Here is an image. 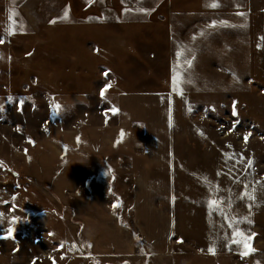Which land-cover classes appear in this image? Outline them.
I'll return each instance as SVG.
<instances>
[{"label":"rangeland","instance_id":"rangeland-1","mask_svg":"<svg viewBox=\"0 0 264 264\" xmlns=\"http://www.w3.org/2000/svg\"><path fill=\"white\" fill-rule=\"evenodd\" d=\"M131 91L178 105L182 228L145 250L130 159L109 154L81 192L132 231L134 252L98 257L81 241L74 253L73 211L32 182L22 152L115 122L117 94ZM0 213V264H264V0H0Z\"/></svg>","mask_w":264,"mask_h":264},{"label":"crops","instance_id":"crops-1","mask_svg":"<svg viewBox=\"0 0 264 264\" xmlns=\"http://www.w3.org/2000/svg\"><path fill=\"white\" fill-rule=\"evenodd\" d=\"M116 106L113 123L55 130L22 152L32 182L49 185L73 211L70 241L74 253L82 252L81 241L91 244L98 257L134 252L132 231L120 224L106 203L81 192L88 185L89 169L99 157L109 154L130 159L132 221L141 233L145 250L153 254L165 250L173 238L172 231L177 233L182 228L179 214L187 207L176 201L184 191L176 189L180 171L174 169L176 140L172 126V114L177 117L178 105L172 104L169 91H131L118 93ZM68 190L70 195H66ZM165 263L170 264L169 257Z\"/></svg>","mask_w":264,"mask_h":264},{"label":"snow or ice","instance_id":"snow-or-ice-1","mask_svg":"<svg viewBox=\"0 0 264 264\" xmlns=\"http://www.w3.org/2000/svg\"><path fill=\"white\" fill-rule=\"evenodd\" d=\"M213 7H215V5H213ZM65 16H67V13H65ZM101 95H103V92L101 93ZM55 107H56V109H59V105H56ZM113 111H115V110H113ZM245 140H247V137H245ZM2 215L3 214L0 213V216H2ZM12 222H15V218L13 219ZM11 232H12V229L10 228L9 233L11 234ZM245 248H246V251L244 253H242L245 256L248 255L251 251H253V249L248 244H245Z\"/></svg>","mask_w":264,"mask_h":264},{"label":"trees","instance_id":"trees-1","mask_svg":"<svg viewBox=\"0 0 264 264\" xmlns=\"http://www.w3.org/2000/svg\"><path fill=\"white\" fill-rule=\"evenodd\" d=\"M135 240H138V239L135 237Z\"/></svg>","mask_w":264,"mask_h":264}]
</instances>
